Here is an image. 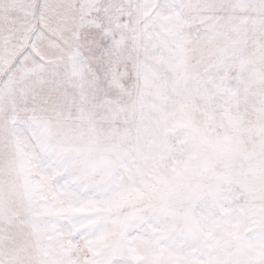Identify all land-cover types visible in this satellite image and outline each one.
<instances>
[{
	"label": "snow or ice",
	"instance_id": "6c2138e0",
	"mask_svg": "<svg viewBox=\"0 0 264 264\" xmlns=\"http://www.w3.org/2000/svg\"><path fill=\"white\" fill-rule=\"evenodd\" d=\"M0 264H264V0H0Z\"/></svg>",
	"mask_w": 264,
	"mask_h": 264
}]
</instances>
